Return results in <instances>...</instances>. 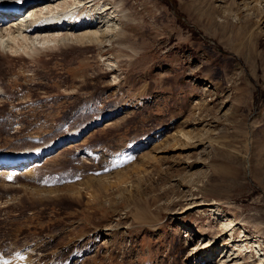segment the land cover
Masks as SVG:
<instances>
[{"label": "rangeland", "instance_id": "374dc122", "mask_svg": "<svg viewBox=\"0 0 264 264\" xmlns=\"http://www.w3.org/2000/svg\"><path fill=\"white\" fill-rule=\"evenodd\" d=\"M91 1L79 20L97 6L106 16L74 35L121 42L34 35L8 46L17 54L0 68V153L82 138L26 172L0 167V253L26 247L35 264H260L264 0Z\"/></svg>", "mask_w": 264, "mask_h": 264}, {"label": "bare ground", "instance_id": "6f19581e", "mask_svg": "<svg viewBox=\"0 0 264 264\" xmlns=\"http://www.w3.org/2000/svg\"><path fill=\"white\" fill-rule=\"evenodd\" d=\"M94 1L95 0H92L91 2ZM8 3H15V5H9ZM0 4H2V6L0 5V68L4 67L7 58L14 57V54H17V51L9 48L10 45L17 43V41H24L27 43L34 35L43 36V42H51L53 45L58 46L60 44L65 46L68 43L73 44L75 42V44L79 46L100 49L105 46H111L112 42H117L116 44L121 42L118 37L108 36L109 34L104 32H82L80 36L76 35L77 37L74 35L77 31H80L84 27L82 24H85V27L89 28L93 25H97L98 21L102 20V18L106 16L104 15L107 12L106 6H97L94 8V11H89L88 13L85 12V14H87L86 18L88 20L87 22H83V20L86 18H81V20H79L80 17L78 18L77 13H82L84 11L85 8L83 7L86 5L84 0H0ZM25 4V7L27 8L24 14L28 13L27 17L25 18L19 14H4V9L18 8L20 6L24 7ZM112 13L114 12H111L110 14L112 15ZM4 20L6 21L2 23ZM48 34L52 35L46 36ZM71 36H73L72 38L74 41L71 39ZM45 44L41 43V45L38 46L32 45V47H35L34 50L38 53L49 47L48 44ZM177 136L174 135L173 139ZM63 139H65V141ZM70 140H75V143L79 142L81 138L79 139L77 135H73V137H63L61 140L59 139L58 142H55L52 146L48 147L49 149L46 148L44 151L37 153H24L26 151L13 154L0 153V167H2L3 170L12 167L19 170L20 172H26L25 170L30 166L33 167V165L39 164L44 159L49 157L50 154L54 150L56 151V148L60 145H63L64 142V144L73 143L69 142ZM168 140L165 142L163 141V143L161 142L162 144L159 145V147L165 145ZM183 142L189 143V140L182 141V143ZM193 145V147L196 146V141L193 142ZM181 147H184V143L181 145ZM28 162L29 164L27 165ZM230 224L231 223L228 224L227 228H224L226 231L232 230L233 227H231ZM240 239L241 241H238L239 243L248 240V238L242 234L240 235ZM230 241H232V239ZM34 247V249L38 250L40 247L42 248L44 246H41L39 243H37ZM8 250L9 251L4 254L0 253V264H35L38 261V259L33 256L32 249V251H30L29 248L25 247L22 251H19L20 248L17 250L11 246L8 248ZM10 250L12 251L10 252ZM260 261V264H264V258H261Z\"/></svg>", "mask_w": 264, "mask_h": 264}, {"label": "water", "instance_id": "95a60500", "mask_svg": "<svg viewBox=\"0 0 264 264\" xmlns=\"http://www.w3.org/2000/svg\"><path fill=\"white\" fill-rule=\"evenodd\" d=\"M92 129H93V128H92ZM92 129H91V130H92ZM91 130H90V131H91Z\"/></svg>", "mask_w": 264, "mask_h": 264}]
</instances>
